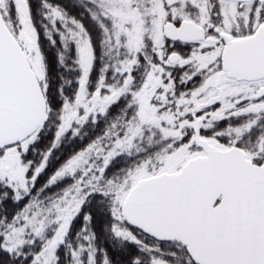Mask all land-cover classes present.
Listing matches in <instances>:
<instances>
[{"label":"snow or ice","instance_id":"1","mask_svg":"<svg viewBox=\"0 0 264 264\" xmlns=\"http://www.w3.org/2000/svg\"><path fill=\"white\" fill-rule=\"evenodd\" d=\"M0 264H264V0H0Z\"/></svg>","mask_w":264,"mask_h":264}]
</instances>
